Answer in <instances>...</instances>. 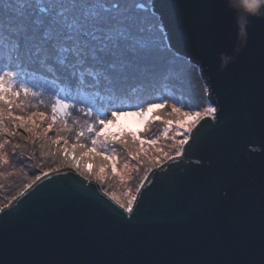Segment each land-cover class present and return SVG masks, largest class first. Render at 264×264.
<instances>
[{
  "label": "water",
  "instance_id": "95a60500",
  "mask_svg": "<svg viewBox=\"0 0 264 264\" xmlns=\"http://www.w3.org/2000/svg\"><path fill=\"white\" fill-rule=\"evenodd\" d=\"M152 9L168 45L198 66L223 127H205L195 148L189 137L178 160L152 169L131 219L114 216L120 204L75 169L38 177L1 208L13 212L0 217V264H264V8L252 16L242 0H152ZM165 169L195 177L208 198L169 211ZM87 189L111 207L84 200Z\"/></svg>",
  "mask_w": 264,
  "mask_h": 264
},
{
  "label": "snow or ice",
  "instance_id": "6c2138e0",
  "mask_svg": "<svg viewBox=\"0 0 264 264\" xmlns=\"http://www.w3.org/2000/svg\"><path fill=\"white\" fill-rule=\"evenodd\" d=\"M133 4L135 0H8L7 7H0V130L15 136L25 120L37 116L43 119L44 112L33 111L26 117L13 115V108L23 107L29 96L39 99L47 91L54 94V112L80 110L77 106L82 105L83 114L94 117L100 129L95 135L101 136L106 125L121 112L135 108L143 113L145 101L137 96L138 90L151 93L161 79L170 76L177 86L182 85L185 73L191 71V61L176 63L170 49L158 41L150 27L152 21L138 15ZM57 89L64 95H59ZM136 100L140 102L133 103ZM14 101L19 103L14 105ZM162 106L151 103L148 110ZM172 107L180 111L175 104ZM236 111L238 120L242 119V106ZM217 112L216 107H208L202 114L197 112L194 123L203 119L204 124L196 128L195 135L191 128L187 130L192 137L190 147L197 146L205 127L212 134L223 127L214 122ZM5 115L15 125L11 130L5 127ZM56 119L55 115L51 117L53 123ZM52 126L48 124V129ZM181 144H188V138ZM181 152L178 150L175 157L168 159L178 160ZM163 177L170 179L172 213L208 198L195 177L185 182L171 177L168 169L163 170ZM244 179L241 177L243 183ZM178 185L183 186L182 191L176 190ZM149 191L141 194V203ZM82 198L102 209L111 207L95 189L85 190ZM136 201L133 196L127 204L112 209L114 216L131 219ZM12 212L13 209H0V217Z\"/></svg>",
  "mask_w": 264,
  "mask_h": 264
},
{
  "label": "rangeland",
  "instance_id": "374dc122",
  "mask_svg": "<svg viewBox=\"0 0 264 264\" xmlns=\"http://www.w3.org/2000/svg\"><path fill=\"white\" fill-rule=\"evenodd\" d=\"M135 1L137 2L133 4V8L137 12V5L139 8H145L143 11L147 12L142 16L152 21L150 25L152 30L161 29L164 39L160 44L165 41L168 45L160 17L152 9V0ZM7 5L8 0L0 7ZM150 10L155 16L149 14ZM57 92L61 96L64 95L59 89ZM174 98L176 96H169L163 101H152L143 107V113L137 109L121 112L115 120L106 125L104 135L97 136L95 133L100 129L95 118L84 115L82 105L77 106L80 110L69 108L64 112H54L56 100L53 93L45 91L39 99L29 96L23 107L14 106L13 115L27 117L33 111L44 112L46 115L43 119L37 116L22 122L24 127L16 129L15 136L0 130V145H3L0 147V173L15 169L5 166L12 159L11 154L16 149V140L20 138L36 143L37 150L43 156L42 162H39L42 164L47 162V166L39 167L34 178L29 180L20 192L3 203L0 209L21 194L38 177L60 168L75 169L87 179L98 181L102 191L109 197L118 204H127L137 195L142 182L152 169L165 163L169 160L168 157H175L176 152L183 149L181 141L185 137L189 138L187 130L193 129L196 125L194 122L197 112L202 114L206 108L214 107L208 98V92L197 100L191 98L188 104L175 102ZM40 100L43 103H40ZM18 103L19 101H14V105ZM151 103L163 106L154 107L149 111ZM173 104L180 109L179 112L173 110ZM185 112L188 115H184ZM53 115L57 117L54 123L51 120ZM50 123L53 125L51 130L48 129ZM5 127L10 130L15 127L7 115ZM2 185L4 182L0 186Z\"/></svg>",
  "mask_w": 264,
  "mask_h": 264
},
{
  "label": "trees",
  "instance_id": "16d2710c",
  "mask_svg": "<svg viewBox=\"0 0 264 264\" xmlns=\"http://www.w3.org/2000/svg\"><path fill=\"white\" fill-rule=\"evenodd\" d=\"M5 1L6 0H3L4 3ZM136 2L137 1H135V3ZM137 9L138 15L141 16L143 13L147 12L146 10L143 11L145 8ZM148 12L151 16H155V13H153L151 10ZM155 32L157 33V39L159 42L164 39V34L160 28L156 29ZM161 46L170 49L171 55L175 58L176 63L184 65L187 61H189L188 58L177 54L165 43V41L163 44L161 43ZM189 67L191 68V71L185 73L182 85L180 86H177L173 82L175 78L170 76L168 78L161 79L154 91L151 93H146L142 89L138 90L137 96L145 101L143 107L152 101L166 100V98L169 96H176V98L173 99L175 102H183L185 104H188V101H191V98L197 100L198 98L204 96L208 90L199 72L198 66L191 62ZM139 102V100L133 101V103ZM131 110L136 109L134 108ZM16 142V149L14 153L11 154L12 159L10 160L9 164L5 166L7 168L14 167L15 169H11L9 172L0 173V185L2 182H4V185L0 186V206L7 202L14 194L20 192L27 185L26 183L34 178V175L39 167L47 166V162H43V164L41 163L43 156L40 151L37 150L36 143H32V141L29 139L21 138L16 140Z\"/></svg>",
  "mask_w": 264,
  "mask_h": 264
},
{
  "label": "clouds",
  "instance_id": "9594fccd",
  "mask_svg": "<svg viewBox=\"0 0 264 264\" xmlns=\"http://www.w3.org/2000/svg\"><path fill=\"white\" fill-rule=\"evenodd\" d=\"M232 3V0H229ZM244 9L248 15H261L262 8H264V0H242ZM241 24L246 23V17L241 19Z\"/></svg>",
  "mask_w": 264,
  "mask_h": 264
}]
</instances>
